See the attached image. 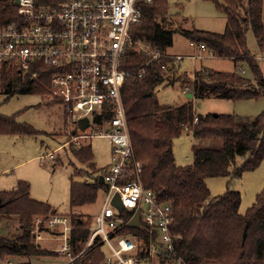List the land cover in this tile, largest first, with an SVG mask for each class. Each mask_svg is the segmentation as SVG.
Wrapping results in <instances>:
<instances>
[{
    "label": "trees",
    "instance_id": "obj_1",
    "mask_svg": "<svg viewBox=\"0 0 264 264\" xmlns=\"http://www.w3.org/2000/svg\"><path fill=\"white\" fill-rule=\"evenodd\" d=\"M42 1L36 0L39 7ZM206 1H211L226 14L225 32L192 29L180 33L190 43L204 44L215 58L235 61L233 71L205 68L196 71L193 77L176 76L179 65L168 56V52L179 30L173 27L175 20L170 14L168 0L141 1L142 19L130 28L131 38L139 46L149 48L151 53L160 52L162 57L153 59L149 52L130 48L121 65L124 70H135L148 64L143 77L126 79L123 98L135 158L142 164L144 187L155 192L159 201L172 207L174 221L171 231L175 236V249L173 253L162 250L157 264H175L179 259L185 264H264V189L245 214L240 212V192L231 189L233 181L240 179L245 172L257 169L264 160V111L256 117L203 115L196 112L193 103L194 99H257L264 94V74L247 38L252 30L257 48L259 51L264 49V0H247L245 5L238 0ZM19 19L15 0H0V26ZM239 62L245 63L246 67ZM1 65L2 92L8 95H44L48 92L52 69L43 63L32 65L28 72ZM34 73H37L36 77ZM177 80L186 94L193 97L181 105L160 103L157 88L174 84ZM184 133L191 134L195 141L220 139L222 148L197 149L191 164L179 165L174 156V140ZM36 134L39 132L31 125L0 112V135ZM72 151L80 162L89 166L94 179L93 182L80 183L74 180L75 175L72 176L70 205L76 209L94 203L100 190L106 193L107 187L104 182H99L103 170L96 168L91 146L74 147ZM223 177L230 178L228 190L213 196L206 180ZM131 214V211H125L122 220L126 221ZM40 215L49 218L50 215L56 216L57 211L48 203L31 198L29 182L21 180L13 190L0 191V223L8 227L9 221L15 218L19 221L17 235H0V263L16 258L58 256L33 241L34 218ZM70 223L74 227L70 243L76 256L88 242L93 219L71 213ZM147 233L144 227L126 225L119 235L144 237L148 241ZM73 264H106V253L98 245Z\"/></svg>",
    "mask_w": 264,
    "mask_h": 264
},
{
    "label": "built area",
    "instance_id": "obj_2",
    "mask_svg": "<svg viewBox=\"0 0 264 264\" xmlns=\"http://www.w3.org/2000/svg\"><path fill=\"white\" fill-rule=\"evenodd\" d=\"M141 1L152 0H44L40 7L36 0H19L17 4L15 0L19 21L0 26V64L28 72L41 62L52 69L48 92L43 97L47 104L63 106L72 129L71 143L79 146V140L93 137L80 132L79 122L86 119L89 124L83 131L91 126L99 128L97 136L109 139L112 146L111 164L102 171L107 187L105 204L93 219L84 250L76 256L72 253L70 233L74 227L69 218L56 215L47 222L48 228H61L59 240L63 245L59 249L68 259L67 264L98 245L105 250L106 264H157L162 250L173 253L175 249L172 207L144 187L142 164L135 158L123 98L126 79L143 77L148 66L122 69L127 50L149 52L153 59L162 57L131 38V26L142 19ZM197 45L207 51L204 44ZM115 195L124 211L112 205ZM125 211L132 212L126 221L121 217ZM137 211L140 222L136 228L148 230V241L119 235L123 227L130 226ZM42 224L43 220L38 219V229L33 232L37 242L48 239L39 228ZM175 264L185 263L179 259Z\"/></svg>",
    "mask_w": 264,
    "mask_h": 264
},
{
    "label": "rangeland",
    "instance_id": "obj_3",
    "mask_svg": "<svg viewBox=\"0 0 264 264\" xmlns=\"http://www.w3.org/2000/svg\"><path fill=\"white\" fill-rule=\"evenodd\" d=\"M242 5L247 0H238ZM170 14L174 16V28L179 30L174 35V44L171 52L178 54H190V42L180 33L182 30H203L215 33H224L227 26V16L219 11L211 1L206 0H173L171 3ZM243 16V14H242ZM264 17V10H263ZM250 49L257 54L258 63L264 74V49L257 48L255 36L252 30L247 34ZM197 47V44H195ZM144 47V46H141ZM151 51V50H150ZM206 60H189L183 57L176 63L179 65L176 76L193 77L194 73L204 62L209 69L221 71H233L235 61L228 59H217L205 54ZM239 65L246 67V64L239 62ZM181 66V67H180ZM2 65L0 64V70ZM1 78V77H0ZM175 78V76H174ZM0 80V112L6 116H14L20 123H26L36 129L39 134L32 136L20 135H0V191L13 190L18 181H27L31 185V198L37 201L45 202L54 207L57 215L71 219V213L76 217H90L92 219L98 215L105 204L106 193L100 190L97 200L80 208L72 209L70 205V186L73 175L76 182H93L91 176L92 170L85 163L80 162L72 151L74 147L91 146L94 154V163L98 170L105 169L111 164L112 146L109 139L98 137L100 129L91 126L87 131L80 128V132L92 134L93 137L86 140H79V146L71 143L70 126L67 125L64 108L59 104H47L43 95H8L2 92ZM177 80L174 84L163 85L156 90V95L160 103L164 105H181L186 103V90ZM184 90V92H183ZM195 110L198 114H236L240 116L256 117L264 111V94L257 99L247 100H224L210 98L204 100H193ZM76 130V126L72 125ZM64 144V145H63ZM63 145V146H62ZM195 148L203 149H221L222 140L203 139L194 141L191 134L184 133L174 140V156L179 165H188L193 162V152ZM82 173V174H80ZM213 196L224 194L228 190L230 182L229 177L209 178L206 180ZM232 190L240 192L242 203L240 212L245 214L253 205L257 195L264 189V160L253 171H248L243 176L233 181ZM81 215V216H80ZM49 218L38 216L34 218L33 231L38 227V219L43 220L44 239L35 244L41 248L58 254L53 258L35 259L32 264H67L68 259L63 253H60L63 241L61 239V228H48ZM10 226L0 223V235L10 236L19 233V221L15 218L8 222ZM105 251V250H104ZM11 260V259H8ZM13 264L15 263V259ZM23 261L32 259L23 258ZM12 262V261H11ZM17 262V261H16ZM6 264V263H0Z\"/></svg>",
    "mask_w": 264,
    "mask_h": 264
},
{
    "label": "crops",
    "instance_id": "obj_4",
    "mask_svg": "<svg viewBox=\"0 0 264 264\" xmlns=\"http://www.w3.org/2000/svg\"><path fill=\"white\" fill-rule=\"evenodd\" d=\"M190 48H191V53L190 54H186V55H184V54H178V53H174V52H171L170 50H169V52H168V56H171L172 58H176L177 59V57H183V59H182V61L185 59V58H188L189 60H195V59H198V60H201V61H203V60H206V55L205 54H210V56L211 57H215L214 55H212V53H210L208 50L207 51H203V50H201L199 47H198V45H197V47L196 46H189ZM193 57H195V58H193ZM176 59H174L175 60V62H177L178 60H176ZM179 62V61H178ZM181 62V61H180ZM179 62V63H180ZM178 63V64H179ZM200 68L198 69V70H202V69H205V68H208V67H206V65H205V63L204 62H201V64H200ZM181 67V66H180ZM183 92H184V90H183ZM184 94H186L185 92H184ZM188 94H186V96H187ZM188 98V97H187ZM87 129V128H86ZM85 129V130H86ZM82 130H84L83 128H82ZM195 141V140H194ZM64 145V144H63ZM62 145V146H63ZM198 148H195L194 149V151L195 150H197ZM193 154H194V152H193ZM97 216V215H96ZM95 216V217H96ZM41 243V242H40ZM23 258H16L15 259V263L16 264H32V262L33 261H37V260H35V259H32L31 261H23L22 260ZM12 261V262H11ZM11 261H9V262H7L6 264H13L14 263V260H11ZM17 261V262H16Z\"/></svg>",
    "mask_w": 264,
    "mask_h": 264
},
{
    "label": "water",
    "instance_id": "obj_5",
    "mask_svg": "<svg viewBox=\"0 0 264 264\" xmlns=\"http://www.w3.org/2000/svg\"><path fill=\"white\" fill-rule=\"evenodd\" d=\"M17 3H19V0H16V4ZM187 97L189 99H191L193 96H192V94H188ZM79 124L85 130L88 127L89 122H88V120L83 119L79 122ZM99 182H100V184H103V182H104L103 178H100ZM111 203L113 206L117 207L119 210L124 211V207H123L118 195H115V197L113 198ZM139 222H140V211H137L135 213V215L133 216V218L130 220L129 224L131 227H138Z\"/></svg>",
    "mask_w": 264,
    "mask_h": 264
}]
</instances>
